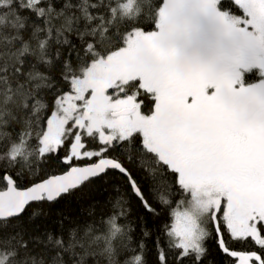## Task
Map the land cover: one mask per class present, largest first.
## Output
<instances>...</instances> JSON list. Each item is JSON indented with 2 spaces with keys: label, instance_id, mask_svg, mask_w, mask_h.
<instances>
[{
  "label": "snow or ice",
  "instance_id": "1",
  "mask_svg": "<svg viewBox=\"0 0 264 264\" xmlns=\"http://www.w3.org/2000/svg\"><path fill=\"white\" fill-rule=\"evenodd\" d=\"M13 3L26 34L31 20L32 27L41 26L37 33L71 50L44 61L51 65L67 55L61 65L64 87L50 115H42L48 104L32 105L30 125L39 158L60 161L66 170L22 188L20 174L11 168L28 142L6 154L10 164L0 169L6 185L0 190V241L14 239L7 234L10 222L31 202H56L110 171L123 176L148 216L158 217L153 187L139 175L143 169L129 167L132 156L124 155L134 151L151 156L191 197L186 207L173 209V223L163 226L171 238L167 247L176 250L171 262L156 239L158 264H212L206 241L233 264H264V0H161L150 31L135 24L120 30L122 21L139 17L140 0H116L115 7L112 0H84L85 20L67 21L79 48L46 18L52 0H0V10ZM253 69L259 79L250 83L246 77ZM159 201L170 203L163 195ZM109 223L113 234L120 231L115 217ZM149 235L145 227L143 236ZM247 241L256 250H234V242ZM39 243L28 237L22 247ZM139 248L143 252V240ZM126 264H142V255Z\"/></svg>",
  "mask_w": 264,
  "mask_h": 264
},
{
  "label": "trees",
  "instance_id": "2",
  "mask_svg": "<svg viewBox=\"0 0 264 264\" xmlns=\"http://www.w3.org/2000/svg\"><path fill=\"white\" fill-rule=\"evenodd\" d=\"M57 9L63 8L65 0H52ZM77 2V0H73ZM109 0H105L107 4ZM116 0H112L114 5ZM161 0H140L142 11L139 17L132 21H122L120 30L126 31L130 25L143 27L145 30H153V14L155 9L160 4ZM78 14V13H77ZM237 14L239 12L237 11ZM24 15L31 16L29 12H24ZM34 20L35 17L32 16ZM0 24L8 26H19L15 15L7 8L0 11ZM27 35V34H26ZM67 38L79 48V39L74 33H65ZM52 50L50 55L54 58L57 51L64 53L67 46H60L52 40ZM67 59V55L61 56L59 61L54 60V69L52 70V89L45 90L46 104L49 110L42 115H50V110L54 105V97L64 84L61 80V65L63 60ZM26 61L31 63L32 58L27 57ZM72 62L76 66V55L72 53ZM248 82H256L259 79L258 69H253L246 77ZM147 111V109H145ZM35 127L33 126V133L31 138L27 139L28 147L35 153L37 141L35 139ZM24 131L18 125H11L3 130H0V156H4L0 160V169L8 167L10 162L6 157L9 145L12 141L17 140ZM63 152L60 153L61 157ZM125 157L132 156V165L129 167L133 171H139L141 177H145L147 182L153 187V197L155 198L154 207L160 213L158 217H151L145 213L140 205V201L131 194V190L127 187V182L117 172L110 171L107 176L101 179H94L90 183H86L78 190H75L71 195H67L58 199L56 202H36L29 205L24 213L18 219H12L7 234L15 235L22 234L25 239L28 237L36 238L39 242L33 247L37 252L42 253L43 256L52 257L56 255V249L52 247L53 240L62 238L67 243L70 239H74L77 232L83 233V230L92 227L97 231H102L108 220L112 217L122 225L127 233V236L119 244V252L117 256L118 264H126L132 262L134 256L142 255V264H158L157 262V247L156 239L160 237L161 246L165 247L169 254V261L171 262L173 256L176 255L175 249H169L167 244L171 238L164 234V225H171L173 209L187 206V201L191 197L182 193L178 187L172 183V177L167 174V169H160L152 162L151 156H140L134 151L126 152ZM143 161V164H142ZM81 165L89 163V161L79 162ZM64 169V165L60 161H47L36 159L33 156L31 164H24L23 162H16L11 168L12 173H19L20 178L18 184L20 187L30 186V182L35 181L40 176H47L50 174H58L60 170ZM167 183L170 187L165 188ZM6 187L3 181H0V190ZM165 196L169 201V205H162L159 201L160 196ZM119 201V204L117 203ZM183 202V203H181ZM123 213V214H121ZM145 218L146 223H142L141 218ZM147 227L150 230L148 237L143 236V230ZM77 231H73V230ZM52 236V240H48V236ZM143 240L145 248L143 252L139 248V244ZM211 247V253L208 255V261L212 264H233V261L228 256L221 253L214 243L206 241V247ZM234 250H256V246L251 242H234ZM69 260L67 255L63 257ZM70 264V261H69ZM86 264H105L103 258L92 256L87 259ZM184 264H190V260H185Z\"/></svg>",
  "mask_w": 264,
  "mask_h": 264
},
{
  "label": "clouds",
  "instance_id": "3",
  "mask_svg": "<svg viewBox=\"0 0 264 264\" xmlns=\"http://www.w3.org/2000/svg\"><path fill=\"white\" fill-rule=\"evenodd\" d=\"M96 2L98 0H90V3ZM83 5L84 0H77L75 3L73 0H65L64 7L57 9L52 3L53 11L46 18L50 20V25L62 28L65 33H71L69 28L72 25H68L67 21L73 20L75 24L77 17L79 21H84ZM115 6L116 4L112 5ZM8 10L16 15L15 3ZM108 18L111 19L110 16ZM26 24L32 28L27 35L22 30L23 25L10 27L0 24V130L15 124L21 127L24 133L32 131L33 127L30 125H34L35 112L32 105H36L38 101L40 104H46L45 86L52 80L54 63L51 65L44 63L52 59L50 55L52 40L36 32V28L41 27L39 24L32 27L31 20ZM47 27L44 26L42 31H46ZM42 42H45L43 47H41ZM27 57L32 58L31 63L26 61ZM27 139L25 135H21L17 140L12 141L6 154L10 156L12 149L19 146L22 140L27 141ZM34 155L39 159V155L27 146L16 162L31 164ZM3 159L4 156H0V160ZM110 219L102 231L92 227L85 228L82 234L77 232L76 237L67 243L62 238H56L52 243V247L57 250L56 255L47 258L34 247L24 249L22 247L24 236L17 233L13 235L14 239L7 243L0 241V264H69V261L70 264H86L87 259L94 255L103 258L105 264H118L119 244L127 233L115 218L116 226L120 231L113 234ZM57 240L60 241L59 244L56 243ZM64 255H67L69 260H65Z\"/></svg>",
  "mask_w": 264,
  "mask_h": 264
},
{
  "label": "water",
  "instance_id": "4",
  "mask_svg": "<svg viewBox=\"0 0 264 264\" xmlns=\"http://www.w3.org/2000/svg\"><path fill=\"white\" fill-rule=\"evenodd\" d=\"M32 203H36V202H31L30 205H31ZM27 207H28V206H26V208H27ZM25 210H26V209H25Z\"/></svg>",
  "mask_w": 264,
  "mask_h": 264
},
{
  "label": "rangeland",
  "instance_id": "5",
  "mask_svg": "<svg viewBox=\"0 0 264 264\" xmlns=\"http://www.w3.org/2000/svg\"><path fill=\"white\" fill-rule=\"evenodd\" d=\"M176 209V208H175ZM181 209H183V207L181 208ZM172 223H173V221H172ZM206 227H207V225H205Z\"/></svg>",
  "mask_w": 264,
  "mask_h": 264
},
{
  "label": "bare ground",
  "instance_id": "6",
  "mask_svg": "<svg viewBox=\"0 0 264 264\" xmlns=\"http://www.w3.org/2000/svg\"><path fill=\"white\" fill-rule=\"evenodd\" d=\"M58 174H60V173H58ZM23 188V187H22ZM3 190V189H2Z\"/></svg>",
  "mask_w": 264,
  "mask_h": 264
}]
</instances>
